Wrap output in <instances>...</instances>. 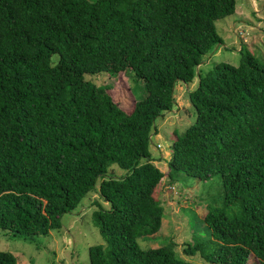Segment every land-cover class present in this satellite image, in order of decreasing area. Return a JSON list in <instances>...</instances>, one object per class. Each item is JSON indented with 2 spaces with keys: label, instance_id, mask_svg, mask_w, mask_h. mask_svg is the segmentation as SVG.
<instances>
[{
  "label": "trees",
  "instance_id": "1",
  "mask_svg": "<svg viewBox=\"0 0 264 264\" xmlns=\"http://www.w3.org/2000/svg\"><path fill=\"white\" fill-rule=\"evenodd\" d=\"M234 0H0V229L31 238L60 225L88 193L104 244L89 264H190L173 243L140 248L155 233L160 179L218 175L221 204L202 217L204 235L183 248L210 264H264V61L197 71L222 40L214 21ZM131 72L145 95L132 99L85 74ZM193 122L173 131L166 169L152 162L154 121L173 105L176 82ZM109 91L114 94L113 99ZM121 93V94H120ZM122 97L125 105L121 106ZM115 165L123 171L108 176ZM97 184V187H95ZM0 264H16L0 251Z\"/></svg>",
  "mask_w": 264,
  "mask_h": 264
},
{
  "label": "rangeland",
  "instance_id": "2",
  "mask_svg": "<svg viewBox=\"0 0 264 264\" xmlns=\"http://www.w3.org/2000/svg\"><path fill=\"white\" fill-rule=\"evenodd\" d=\"M234 2L232 14L214 21L222 43L215 45L203 56L202 62L196 67L197 71L204 72L217 62L237 64L240 47L242 52H249L259 61H264V0ZM84 76L95 85H107L117 93L119 86L123 87L122 94L128 97L127 108L131 107L132 99L138 100L145 95L142 82L136 80L131 72H99ZM196 81L197 76L187 84L176 82L171 109L154 121L155 134L150 137L149 151L153 164L162 172L166 169L169 144L174 137L173 131L180 133L194 120L195 111L186 97V91L193 88ZM112 91L109 93L115 99ZM125 102L126 98L122 97L121 106L125 105ZM156 143L160 144V148L155 147ZM122 174L123 171L115 165L107 168L108 176L118 177ZM152 195L162 207L161 224L152 235L137 238L138 246L156 247L171 241L177 258L190 264H210L197 253L188 256L182 251L187 244L203 237L202 217L206 210L221 204L218 175L207 180L184 174H179L176 180H170L164 175ZM98 205L107 207L96 191L86 194L70 213L61 216L58 228L44 235L26 238L0 229V251L12 253L16 264H89L87 248L104 244L91 216ZM246 264H255L251 255Z\"/></svg>",
  "mask_w": 264,
  "mask_h": 264
},
{
  "label": "built area",
  "instance_id": "3",
  "mask_svg": "<svg viewBox=\"0 0 264 264\" xmlns=\"http://www.w3.org/2000/svg\"><path fill=\"white\" fill-rule=\"evenodd\" d=\"M155 147H156V148H160V144L156 143V144H155Z\"/></svg>",
  "mask_w": 264,
  "mask_h": 264
},
{
  "label": "crops",
  "instance_id": "4",
  "mask_svg": "<svg viewBox=\"0 0 264 264\" xmlns=\"http://www.w3.org/2000/svg\"><path fill=\"white\" fill-rule=\"evenodd\" d=\"M240 49V48H239ZM179 82V81H178Z\"/></svg>",
  "mask_w": 264,
  "mask_h": 264
},
{
  "label": "water",
  "instance_id": "5",
  "mask_svg": "<svg viewBox=\"0 0 264 264\" xmlns=\"http://www.w3.org/2000/svg\"><path fill=\"white\" fill-rule=\"evenodd\" d=\"M217 45V44H216Z\"/></svg>",
  "mask_w": 264,
  "mask_h": 264
}]
</instances>
